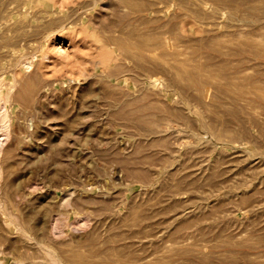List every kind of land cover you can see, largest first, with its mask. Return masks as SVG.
<instances>
[{
  "label": "rangeland",
  "instance_id": "1",
  "mask_svg": "<svg viewBox=\"0 0 264 264\" xmlns=\"http://www.w3.org/2000/svg\"><path fill=\"white\" fill-rule=\"evenodd\" d=\"M252 83L264 0H0V264H264Z\"/></svg>",
  "mask_w": 264,
  "mask_h": 264
},
{
  "label": "bare ground",
  "instance_id": "2",
  "mask_svg": "<svg viewBox=\"0 0 264 264\" xmlns=\"http://www.w3.org/2000/svg\"><path fill=\"white\" fill-rule=\"evenodd\" d=\"M196 70H197V68H196ZM198 71V70H197ZM200 72H202V71H200ZM194 74L196 73V72H193ZM192 73V74H193ZM197 73H199V72H197ZM196 73V74H197ZM203 73V72H202ZM192 74H190L189 72H187V70L185 71L184 69H180V72L177 74L178 76H177V79H187L195 88H197V89H199L201 92H203V93H205L206 91H207V89L205 88V87H207V85L209 84V85H211L212 83H211V81L205 86V84H204V88H202V85H201V83L202 82H204V83H206L207 81H202L201 83H200V80H202L203 79V77H202V79H199V77H200V75L198 76L197 75V77H196V74L194 75L195 77H193V75ZM204 74V73H203ZM211 74V73H210ZM207 75V74H206ZM201 76H203V75H201ZM206 78H207V76H206ZM212 78V77H211ZM209 80V79H208ZM214 80H215V78H214ZM213 82V81H212ZM211 83V84H210ZM251 88H252V90L254 91V92H256L257 93V96L258 97H260V98H262L263 96H264V91H263V89H261L260 87H258L257 85H253V83H252V85H251ZM201 92H200V94H201ZM238 92H240L241 94H244V91L242 90V89H240ZM199 93V92H198ZM6 113V112H5ZM7 117V116H6ZM5 118V114L4 113H0V120H3ZM5 122V121H4ZM4 127H3V125H1V130L3 129Z\"/></svg>",
  "mask_w": 264,
  "mask_h": 264
}]
</instances>
